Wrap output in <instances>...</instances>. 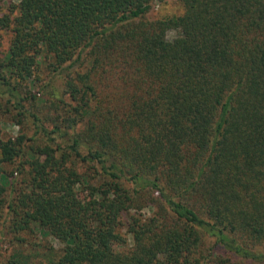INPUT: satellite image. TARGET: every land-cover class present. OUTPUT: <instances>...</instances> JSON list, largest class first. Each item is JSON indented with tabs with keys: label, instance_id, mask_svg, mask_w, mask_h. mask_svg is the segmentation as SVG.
Returning <instances> with one entry per match:
<instances>
[{
	"label": "trees",
	"instance_id": "trees-1",
	"mask_svg": "<svg viewBox=\"0 0 264 264\" xmlns=\"http://www.w3.org/2000/svg\"><path fill=\"white\" fill-rule=\"evenodd\" d=\"M5 1L6 264H264V0Z\"/></svg>",
	"mask_w": 264,
	"mask_h": 264
},
{
	"label": "rangeland",
	"instance_id": "rangeland-1",
	"mask_svg": "<svg viewBox=\"0 0 264 264\" xmlns=\"http://www.w3.org/2000/svg\"><path fill=\"white\" fill-rule=\"evenodd\" d=\"M7 9L8 3H6L5 0H0V14L7 12ZM182 10L183 9L180 0H165L163 3L155 4L151 12L148 14V17L149 19H154L159 17L178 15L182 13ZM175 34V31H170L169 36L173 37ZM10 36V32H7L5 30L0 32V56H3L7 52ZM0 128L7 136H14L19 132V127L15 124H12L7 116H0ZM143 212L146 214H151L152 209L144 208ZM2 239L4 238L0 237V264H6L8 256L14 246H10L9 243L5 242V240ZM34 240H37L41 243H49V241H53L56 246L60 245L51 236H44L41 233H37L36 236L32 238V241Z\"/></svg>",
	"mask_w": 264,
	"mask_h": 264
}]
</instances>
